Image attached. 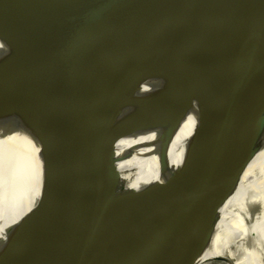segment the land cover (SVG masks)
Returning a JSON list of instances; mask_svg holds the SVG:
<instances>
[{
    "label": "water",
    "instance_id": "water-1",
    "mask_svg": "<svg viewBox=\"0 0 264 264\" xmlns=\"http://www.w3.org/2000/svg\"><path fill=\"white\" fill-rule=\"evenodd\" d=\"M7 17L12 25L3 28ZM137 21L171 32L172 50L114 80L109 73ZM67 52L85 57L84 82L63 84L21 67ZM61 128L156 132L147 174L156 178L136 187L111 217L115 174H104L95 189L99 174L88 161L62 173L66 151L44 148L52 198L34 225L52 226L62 198L73 206L66 222L78 225L26 264H141L233 189L264 150V0H0V129L44 140ZM185 133L173 166L172 143ZM97 194L102 200L87 215ZM30 214L4 233L0 264Z\"/></svg>",
    "mask_w": 264,
    "mask_h": 264
},
{
    "label": "bare ground",
    "instance_id": "bare-ground-1",
    "mask_svg": "<svg viewBox=\"0 0 264 264\" xmlns=\"http://www.w3.org/2000/svg\"><path fill=\"white\" fill-rule=\"evenodd\" d=\"M7 21H2L3 28L12 25L8 17ZM172 45L173 35L168 30L149 22H134L109 76L124 81L146 68L156 56L169 54ZM84 61L81 53L67 52L39 56L21 67L60 83L75 85L86 80L79 66ZM70 62L78 65L65 68L64 64ZM186 135H177L172 143L173 166L181 160ZM157 138L158 134L153 131L98 133L61 128L41 140L19 131L0 129V241L4 233L31 212L4 264H26L34 260L78 225L77 220L66 222L73 209L70 198H62V203L57 204H62L61 211L58 208L53 211L57 220L52 226L42 222L34 225L40 218L38 210L52 198L51 193L46 194L50 182L44 179L40 159L44 148L59 144V149L66 151L62 158H69L70 162L61 168L62 173L88 161L99 174L95 189H101L104 174H115L109 193L110 215L115 217L136 187L156 178L147 174L149 156ZM66 190L69 191V185ZM101 200L99 194L93 196L87 215L98 208ZM193 254L200 257L196 264L210 258H220L221 264H264V150L249 164L233 189L141 264H179Z\"/></svg>",
    "mask_w": 264,
    "mask_h": 264
},
{
    "label": "rangeland",
    "instance_id": "rangeland-1",
    "mask_svg": "<svg viewBox=\"0 0 264 264\" xmlns=\"http://www.w3.org/2000/svg\"><path fill=\"white\" fill-rule=\"evenodd\" d=\"M5 21L6 22H8L7 21V18H5ZM83 216H84V211L82 210L81 212H80V214H79V218L81 219V218H83ZM213 258H210V259H207V260H204V262H201V263H198V264H204V263H207V264H221L220 263V259L219 260H212ZM209 260V261H208Z\"/></svg>",
    "mask_w": 264,
    "mask_h": 264
}]
</instances>
